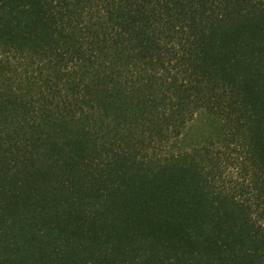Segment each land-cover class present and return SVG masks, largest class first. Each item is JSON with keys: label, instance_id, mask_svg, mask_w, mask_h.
Wrapping results in <instances>:
<instances>
[{"label": "trees", "instance_id": "16d2710c", "mask_svg": "<svg viewBox=\"0 0 264 264\" xmlns=\"http://www.w3.org/2000/svg\"><path fill=\"white\" fill-rule=\"evenodd\" d=\"M0 264H264V0H0Z\"/></svg>", "mask_w": 264, "mask_h": 264}]
</instances>
